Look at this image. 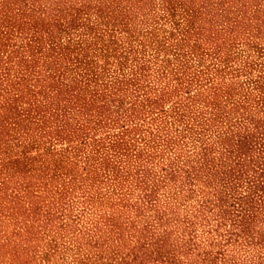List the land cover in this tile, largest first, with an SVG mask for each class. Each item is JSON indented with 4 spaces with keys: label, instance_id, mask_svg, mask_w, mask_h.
<instances>
[{
    "label": "trees",
    "instance_id": "obj_1",
    "mask_svg": "<svg viewBox=\"0 0 264 264\" xmlns=\"http://www.w3.org/2000/svg\"><path fill=\"white\" fill-rule=\"evenodd\" d=\"M140 1L14 0V10L39 20L71 15L43 40L40 28L2 25L8 1L0 0L1 33L15 38L0 54V109L9 108L0 114V135L6 122L22 126L21 135L41 126V134L72 142L67 149L83 170L96 150L105 193L132 214L113 223L77 207L75 219L68 206L86 203L79 196L87 194L76 178L72 197L44 214L47 239L55 250L90 248L98 264H264V0H200L192 27L179 10L193 0H155L148 8ZM152 12L175 24L185 48L166 41L161 52L143 43L126 71L92 84L80 59L62 50L64 32L80 47L93 31L122 42L132 32L149 34L161 19ZM222 35L232 38L229 47ZM166 55L176 60L171 68ZM18 77L32 96L26 103ZM224 82L222 94L210 90ZM147 141L162 146V164ZM68 217L74 231L62 239Z\"/></svg>",
    "mask_w": 264,
    "mask_h": 264
},
{
    "label": "rangeland",
    "instance_id": "obj_2",
    "mask_svg": "<svg viewBox=\"0 0 264 264\" xmlns=\"http://www.w3.org/2000/svg\"><path fill=\"white\" fill-rule=\"evenodd\" d=\"M7 1L8 9L4 8L5 12L1 14L2 25L40 28L41 31L36 36L38 38L43 36V40L47 38L46 29L63 27L68 24V20L71 18V15L67 13L57 20H39L27 11L17 12L16 9L14 10V0ZM154 2L155 0L140 1L142 5L147 6L146 8ZM68 5L69 3L66 4V6ZM199 5L200 0H193L191 4L181 3L179 12L184 16V23L187 26L192 27L199 23L201 19ZM83 15L86 14H81L80 17H84ZM151 15L152 18L158 19L160 16L161 19L158 26L152 28L149 34L132 32L122 42L108 34L103 35L101 32L93 31L84 35L82 47H80L77 43L79 38L75 39L69 33L64 32L61 37L62 50L66 53V58L77 57L80 59L79 64L83 78L92 84L95 81L103 80L109 75L108 73L114 70L126 71L131 63L130 60L138 53L137 49L143 47V43L158 47L161 52H165L164 43L166 41L175 43V47L178 49L181 46L182 49L185 48L178 40L175 24L166 22L162 12L160 14L152 12ZM109 27H114L113 23H110ZM2 28L3 26H0V44H3V46L0 45V54L8 44L15 40L12 35L8 37L4 33L2 34ZM218 39L219 42H225L228 47L233 41L227 35L219 36ZM33 49L31 47L32 51ZM135 50L137 51L135 52ZM170 51H175V49ZM163 60L167 68H171L176 62L175 58L167 55ZM18 81H21V87L25 89L24 99L20 103H26V99L31 94L25 88L27 84L20 77L17 78L14 85H17ZM227 84V82L220 83L218 89L211 88L210 90L214 94H222L229 87ZM87 94L89 93L86 92L85 95L87 96ZM6 100L4 103L12 102L10 98ZM8 109L7 107L0 109V114L4 113L5 115ZM6 124L8 128L3 135H0V264H98L92 253H89L92 250L84 248L85 246H79L69 251H65L62 245L60 249H53L54 246L47 239L50 235H47L46 232L51 226H45L44 214L48 208L56 209L59 204L72 197L69 194L73 189L74 179L77 178L86 185L84 189L87 190V194L79 196L86 203L79 202L80 206L77 203L69 205L68 208L71 206V209L74 210L71 211L72 217L76 219L77 207H92L97 216L103 215L102 218H107L109 215L108 220L113 223H120L131 217L132 214L129 213V210L124 208L121 203H113L114 200L105 193L107 189L105 185L108 180L105 178L100 163L96 161L100 153L96 150L90 153L89 163L93 165L89 169L83 170L84 163L80 156L74 155L67 149L68 144L72 142L53 140L49 138L48 134H41V126L34 129L33 133L21 135L19 132L23 130L22 126L19 129L20 127L14 128L9 123L6 122ZM144 128H148V124ZM103 141L107 144V139ZM136 142L142 143V141ZM143 143H146L144 146L147 149L157 154L156 160L162 164V146H156L154 145L156 143L149 141ZM100 150H107L106 145ZM12 193L17 196L14 198ZM66 212L69 215L70 210H66ZM72 217H68L67 226L60 230L61 235L64 236V238L61 237L62 239L73 234L74 218ZM56 226H52L54 231L57 229ZM61 238L59 237L60 240ZM18 239L21 240L19 248L15 246L19 242ZM62 241L64 242V240ZM24 247H28V250H24Z\"/></svg>",
    "mask_w": 264,
    "mask_h": 264
}]
</instances>
